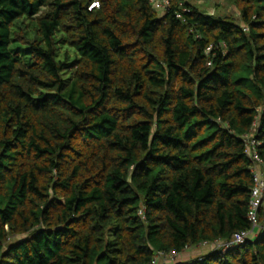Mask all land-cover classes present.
Segmentation results:
<instances>
[{
	"label": "trees",
	"instance_id": "1",
	"mask_svg": "<svg viewBox=\"0 0 264 264\" xmlns=\"http://www.w3.org/2000/svg\"><path fill=\"white\" fill-rule=\"evenodd\" d=\"M225 2L0 0V264H264L212 248L253 230L246 134L264 174V0Z\"/></svg>",
	"mask_w": 264,
	"mask_h": 264
},
{
	"label": "built area",
	"instance_id": "2",
	"mask_svg": "<svg viewBox=\"0 0 264 264\" xmlns=\"http://www.w3.org/2000/svg\"><path fill=\"white\" fill-rule=\"evenodd\" d=\"M150 2L152 6L161 13L166 12L170 7V0H150ZM95 5L97 4H94L93 6ZM242 139L245 144L246 152L251 162L254 164L253 174L255 175V185L252 190V202H251V210H250V219L253 222V230L249 232H241L235 234L231 242H217L214 245H212L213 246L212 248L221 249L223 252H226L231 248L244 245L247 242V240H249L252 236H254L255 233L254 230H256L257 228L264 229V227L259 226L258 217H257V213L262 205L263 196H264V174L261 170L263 165V160L258 152V147H260L261 143L255 139L253 133L246 134ZM204 246L207 247L206 244H204ZM175 257H177V255L174 253L165 254L161 252L154 257L152 264L167 263Z\"/></svg>",
	"mask_w": 264,
	"mask_h": 264
},
{
	"label": "rangeland",
	"instance_id": "3",
	"mask_svg": "<svg viewBox=\"0 0 264 264\" xmlns=\"http://www.w3.org/2000/svg\"><path fill=\"white\" fill-rule=\"evenodd\" d=\"M190 2L193 4H197L202 9V11L207 14L219 13V14L234 15L236 17H239L236 9L233 6L228 5L225 2V0H191ZM206 250H208V248L203 247L201 252L203 253ZM197 254L195 253V255L194 254L193 256L191 255L192 257L188 255L181 259L175 257L167 263L170 264L172 263V261L178 262L185 259L195 258L196 256H199Z\"/></svg>",
	"mask_w": 264,
	"mask_h": 264
},
{
	"label": "crops",
	"instance_id": "4",
	"mask_svg": "<svg viewBox=\"0 0 264 264\" xmlns=\"http://www.w3.org/2000/svg\"><path fill=\"white\" fill-rule=\"evenodd\" d=\"M188 2H190L191 0H186ZM191 3V2H190ZM193 4V3H192ZM260 170V169H259ZM263 213H264V198H263ZM263 220H264V214H263ZM161 264H168V263H161Z\"/></svg>",
	"mask_w": 264,
	"mask_h": 264
}]
</instances>
